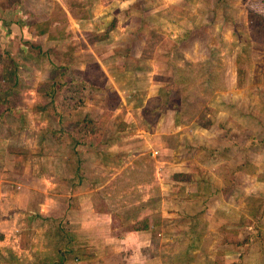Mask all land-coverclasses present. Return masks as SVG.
I'll return each instance as SVG.
<instances>
[{"label":"rangeland","instance_id":"374dc122","mask_svg":"<svg viewBox=\"0 0 264 264\" xmlns=\"http://www.w3.org/2000/svg\"><path fill=\"white\" fill-rule=\"evenodd\" d=\"M263 1L0 0V119L9 121L0 124V264H264V37L249 29L246 10L254 3L264 15ZM41 30L44 42L28 35ZM10 36L18 42H7ZM62 60L69 68L59 79ZM101 68L109 74L105 87L85 88L74 111L52 114L48 98L29 90L49 80L58 87L83 71L100 84ZM166 90L179 110L161 124L142 117L145 98L163 101ZM51 99L60 106L56 89ZM31 116L41 125L27 123ZM84 116L95 123L84 145L63 135L38 150L28 134L36 127L67 134ZM106 135L108 144L128 145L135 157L127 159L140 167L98 191L100 209L115 215L111 233L105 225L84 228L71 213L30 218L52 178L58 194L87 192L110 178L114 172L88 167L120 161L91 154V142L98 146ZM157 159L185 165L154 178ZM75 176L83 182L72 188ZM165 176L173 195L155 191L157 178L167 185ZM145 225L144 234L129 235Z\"/></svg>","mask_w":264,"mask_h":264},{"label":"crops","instance_id":"0c3cea01","mask_svg":"<svg viewBox=\"0 0 264 264\" xmlns=\"http://www.w3.org/2000/svg\"><path fill=\"white\" fill-rule=\"evenodd\" d=\"M247 5V4H245ZM248 7V6H247ZM247 7H246V10H247ZM245 8V7H244ZM245 10V11H246ZM242 10L239 11V13H241ZM246 13V12H244ZM14 20V19H13ZM12 21V20H11ZM9 21L7 24L3 23L4 26H8V25H12L13 22ZM246 22H244V25H245ZM0 26H2V23H0ZM116 26V25H115ZM116 28V27H114ZM111 29V30H114ZM12 29V28H11ZM110 30V31H111ZM109 31V32H110ZM30 32V31H29ZM46 33V32H45ZM45 33L43 34H32V33H28V35H30V37L32 36V38H36V39H40L42 42H44L45 40H47V35H45ZM24 35H26L25 33H23ZM22 37V40L21 41H24L23 45H25V41H30L28 38H26V36ZM19 40V38H18ZM7 42H14L16 41V39L14 37H11L10 36V39H6ZM18 42V41H16ZM20 42V41H19ZM41 42V43H42ZM19 45V44H18ZM21 45V44H20ZM17 44L15 45V47L10 45L9 47V50H11V52L13 53H17L18 56H20V52L18 51V49L16 48ZM1 45H0V55L2 53V49H1ZM13 47V48H12ZM24 54H25V51L23 52V55L20 57V59H22V57H24ZM127 58L129 57H133V58H136L138 63H140L139 59H141V56H129V55H125ZM125 57V58H126ZM144 59V57H143ZM142 60V59H141ZM149 62H151L150 58L149 59H146V61H141L142 64H148ZM151 65V64H150ZM34 67H37L36 65H34ZM12 71L14 72V69L11 68ZM102 71V68L100 69ZM139 69L135 70L136 73H138ZM103 72V71H102ZM140 74V73H139ZM14 75V74H13ZM39 76V75H38ZM103 76H104V86L103 88L105 87V84H106V79L108 81L109 79V74H107V72H103ZM108 77V78H107ZM136 77H138L136 75ZM41 77L39 79V81H37V84L39 82H42L41 81ZM45 81V80H44ZM31 84V83H30ZM34 85H32L31 88H29V90L33 91V93H35V89H36V86L33 87ZM28 89L27 87L25 88L24 87V90ZM98 90H101V89H98ZM148 98H145V100L143 101V105L145 106V103L147 101ZM142 105V106H143ZM141 106V107H142ZM143 106V107H144ZM142 107V108H143ZM6 113H14L13 109L11 110H7L5 111ZM171 113H176L175 111H166L165 114H163L162 117H159V119H157V124H161V122L165 121L166 122V118L167 117H170L168 114ZM12 115H15V114H12ZM27 121V123H30L32 125L36 124V123H39V125H41V122L40 121H36L35 118H33L31 116V118H26L25 119ZM30 121V122H29ZM8 123L9 124V121H4V116H2V118L0 119V124L2 126H4V123ZM56 122V120H55ZM14 123V122H13ZM169 123L172 124V122L169 121ZM5 128V127H4ZM160 128V126H159ZM178 131L179 127L176 126L175 127ZM201 128V127H200ZM10 129V128H9ZM14 129V128H13ZM20 130H23L21 128H18L17 130L19 131ZM12 130V129H11ZM51 130V129H49ZM49 130H41V129H38V127L32 129L31 130H28L30 133V136H33V138L35 139V141H39V145L40 147L38 148V150L40 149H43L45 148V145L48 144V139L49 141L51 140V136L49 134ZM200 130L202 131H205L207 130L206 128H201ZM16 132V131H15ZM21 132H25V131H21ZM33 132V133H31ZM160 134V133H159ZM1 135V134H0ZM96 137H99V135H94L93 138H96ZM111 136H107L105 137V140H103V142H101L100 144L97 145V143L93 144L91 142V154H95V155H99L100 158H104V159H107L108 158V155L109 156H118L120 158V161H118L115 165H101L99 164V162H94L93 164L91 165H88V167L91 166V169L92 170H101L102 172L106 171L109 173L111 172H114V173H111V176L110 178L107 180V178H105L103 180V183H96L95 185L91 184V189L89 191H80V189H75V191H73L72 189H70L69 191H67L66 193L64 192V194L61 192L60 194H58V191H59V186H58V180L56 181L54 178L51 179V182H50V185L51 187L49 186V193L46 194L45 196V201L42 203H40L38 205V209H36V212H33V211H29L30 214L28 215L30 218H34V216L38 217L39 219L42 220H45V219H54V218H61L63 215L67 216V214H70L71 213V216L72 218L74 219L75 223L76 224H82V227H89L90 224H97V226H100L101 228L103 227V225L106 226V228L108 229V232L111 233L112 229H111V224H112V220H113V217H115V215H113V213H110L108 210H101V206L100 204L103 203V201L101 199H99V197L101 196V192H98L102 187L106 186L107 184L110 183V181L116 176V175H120L122 176L125 172H128L130 171L131 169H134V171H140V167L137 165L133 166V161H129L127 158L128 156L132 158L135 157L133 156V154H129L130 153V150H129V146H125V144H119V143H116L115 141L112 143V144H108L110 141L107 140L109 139ZM114 138V137H113ZM92 139V137H91ZM49 145V144H48ZM0 149H3L0 147ZM24 149V148H23ZM93 150L95 152H93ZM19 151V150H18ZM17 151V152H18ZM21 151V150H20ZM155 152V151H154ZM38 154V151L36 152ZM43 153V152H41ZM158 153V151H156V154ZM175 165V167H178L179 169L181 167H183L184 162L181 161L179 163H169L167 161H164V160H159L157 159L156 160V166L155 168L153 169L152 171V176L154 178L157 177V175H159L158 173L161 172V171H165L164 168L168 167V166H173ZM74 168L76 169V166H74ZM162 169V170H161ZM40 170H43L42 169V166H40ZM104 170V171H103ZM182 170H185V169H181ZM76 171V170H75ZM74 172V171H73ZM183 173V172H182ZM136 173H134L135 175ZM185 174V173H184ZM33 175V174H32ZM190 176V175H189ZM185 176L184 177V180L185 181H189V183L191 184L192 182V177L190 176ZM75 180L73 181V185L71 186L72 188H75L77 186H79V182L82 181V179L77 176H75ZM80 180V181H79ZM44 181V179L42 180ZM165 181L167 182V185H161V183L159 182V178H157V184H156V189L155 191H161L162 189L164 188H168L169 189V192L172 194V186L170 185V181L168 180V176H165ZM83 182V181H82ZM81 182V183H82ZM81 185V184H80ZM155 184L154 182L152 181L151 182V186L153 187ZM58 189V190H57ZM72 191L74 194H72ZM100 195V196H99ZM173 195V194H172ZM99 200H98V199ZM102 198V197H101ZM55 200V205L52 204V201ZM76 202L77 204L75 206H73V208L71 207V203L72 202ZM106 200H104L105 202ZM100 202V204H99ZM107 202V201H106ZM108 203V202H107ZM73 209V210H72ZM102 211V212H101ZM27 216V217H28ZM141 219V218H140ZM86 220H88L89 222H86ZM104 226V227H105ZM110 226V227H109ZM40 229V228H39ZM98 232L96 234H98L100 231L97 230ZM144 231L145 230H142L141 232H134L132 234H129V235H132L133 236H136V235H140L141 233L144 234ZM40 233H43V236H48L49 235V231L47 230L45 233H44V230L43 229H40L39 230ZM123 239H121V244Z\"/></svg>","mask_w":264,"mask_h":264},{"label":"trees","instance_id":"16d2710c","mask_svg":"<svg viewBox=\"0 0 264 264\" xmlns=\"http://www.w3.org/2000/svg\"><path fill=\"white\" fill-rule=\"evenodd\" d=\"M264 4V1H263ZM255 14V15H254ZM256 16L257 23L253 24L251 22L250 16ZM259 18V19H258ZM264 15L262 8L258 7L254 3L248 4L247 7V25L249 26V29L253 32V34L259 35V37H264ZM262 25L257 26V24H260L262 22ZM115 27V22L112 20L107 28V31H110ZM38 34H43L44 31H38ZM68 62L65 60H62L59 64V73L58 77L61 79V76L67 71L68 69ZM79 73L81 72H74L76 76H79ZM101 76L102 74L98 72ZM92 75V74H91ZM86 76V73L83 71L82 77ZM81 76L71 78L68 82L65 84L58 85L55 83L54 80H49L46 82H42L37 85L36 93H40L41 95L48 98L49 106L51 109L52 114L63 113L65 111H74L77 107L83 104V93L85 88H97V89H103L104 81L102 80L100 84L95 83V80H93V77L91 76V82L86 80L85 78H82ZM157 80H163L169 83H172L171 77H162V76H156ZM94 79H96V74H94ZM94 81V82H93ZM55 86V87H54ZM61 87H64L63 91L60 89ZM60 92L61 95V101L60 106L56 103H54L51 99V95L54 93V90ZM166 97L162 101L159 96H154L153 98L149 99V101L146 103V105L141 109V115L142 117L150 116L153 123H156L157 118L164 114L166 111H175L177 112L179 110V102L178 98H176L175 95L171 94L170 90H166ZM43 109V108H41ZM95 123L91 118H88L84 116L75 126L77 127L72 132H65L63 130H49V134L55 142L60 143L62 140L63 135H67L69 139H71L76 145H84L86 136L94 131ZM93 128V129H92ZM92 129V130H91ZM147 225L136 229V230H146ZM135 230V231H136ZM2 237L0 236V239ZM247 239L244 241L246 243ZM248 242V241H247Z\"/></svg>","mask_w":264,"mask_h":264}]
</instances>
